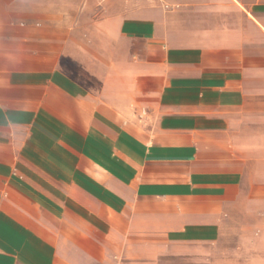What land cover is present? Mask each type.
Listing matches in <instances>:
<instances>
[{
	"label": "crops",
	"instance_id": "crops-1",
	"mask_svg": "<svg viewBox=\"0 0 264 264\" xmlns=\"http://www.w3.org/2000/svg\"><path fill=\"white\" fill-rule=\"evenodd\" d=\"M127 1L0 0V264H264V0Z\"/></svg>",
	"mask_w": 264,
	"mask_h": 264
},
{
	"label": "rangeland",
	"instance_id": "rangeland-1",
	"mask_svg": "<svg viewBox=\"0 0 264 264\" xmlns=\"http://www.w3.org/2000/svg\"><path fill=\"white\" fill-rule=\"evenodd\" d=\"M127 2H128V3H133V4H134V3H137V2H139V1H137V0H128ZM140 2H142V1H140Z\"/></svg>",
	"mask_w": 264,
	"mask_h": 264
}]
</instances>
